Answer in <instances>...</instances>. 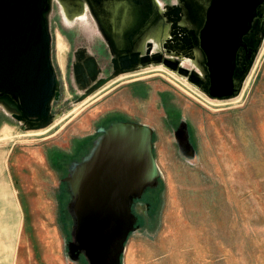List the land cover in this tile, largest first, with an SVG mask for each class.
I'll use <instances>...</instances> for the list:
<instances>
[{"label": "rangeland", "instance_id": "1", "mask_svg": "<svg viewBox=\"0 0 264 264\" xmlns=\"http://www.w3.org/2000/svg\"><path fill=\"white\" fill-rule=\"evenodd\" d=\"M49 22L61 91L51 127L30 128L0 103V149L14 147L11 155L19 160L14 172L32 187L36 212L32 242L22 245L24 264H89L84 255L69 256L71 193L62 179L90 152L102 134L99 128L117 121L154 129L162 172L159 185L133 205L139 227L128 238L123 264L168 262L171 237L183 236L192 237L193 245L206 238L216 248L222 244L216 242H225L226 248L234 247L236 264H264V39L241 92L217 99L160 62L107 77L91 72L94 42L102 38L84 0H52ZM145 27L140 46L154 50L168 25L158 18ZM195 55L178 59L205 74L202 55ZM47 194L51 218L41 210ZM49 229L60 231L59 243L49 237Z\"/></svg>", "mask_w": 264, "mask_h": 264}, {"label": "water", "instance_id": "2", "mask_svg": "<svg viewBox=\"0 0 264 264\" xmlns=\"http://www.w3.org/2000/svg\"><path fill=\"white\" fill-rule=\"evenodd\" d=\"M87 1L99 7L98 18V13L105 14L104 1L111 5L109 14L121 22L133 14L126 4L131 0ZM192 2L201 14L199 22H187L189 16L172 21L181 32L192 35L183 55L193 58L199 51L205 74L184 66L179 53L169 56L150 46L144 53L118 54L121 66L115 65L114 72L160 62L186 75L211 98L237 96L264 39V0ZM51 8L52 0H0V103L12 110L13 118L33 129L50 125L55 117L53 103L61 93L52 59ZM181 10L175 5L174 15ZM185 32L182 38L186 41L189 35ZM90 62L88 69L97 75L95 57ZM99 131L102 134L90 152L74 162L62 179L71 193L68 209L73 217L67 247L73 260L84 255L89 264H123L128 238L139 227L133 205L148 188L159 185L162 172L151 126L117 121Z\"/></svg>", "mask_w": 264, "mask_h": 264}, {"label": "crops", "instance_id": "3", "mask_svg": "<svg viewBox=\"0 0 264 264\" xmlns=\"http://www.w3.org/2000/svg\"><path fill=\"white\" fill-rule=\"evenodd\" d=\"M13 151L14 147L12 146L7 152L0 149V264H24L26 252L22 251V245L32 242L33 223L31 222V215L34 212L31 207L33 201L32 187H29L28 183L19 182L14 172V165H17L19 160L14 161L17 158L14 157L15 159H13L11 155ZM51 198L50 194L42 197V202H45L44 208L41 210L49 218L52 217L50 212ZM48 231L49 237L59 243L60 231L58 229H49ZM170 240L169 261L162 260L158 263V260L155 259L152 264H230L231 258L234 259V263L231 264H236L234 247L232 249L226 248L225 242L221 240L216 242V244L222 243L220 248H216L215 245L213 247L208 246V244H215L208 242V238L194 245L192 237H171ZM183 243L187 244L181 246ZM214 247L218 249L216 252H212ZM138 253L141 254L142 251H138Z\"/></svg>", "mask_w": 264, "mask_h": 264}, {"label": "flooded vegetation", "instance_id": "4", "mask_svg": "<svg viewBox=\"0 0 264 264\" xmlns=\"http://www.w3.org/2000/svg\"><path fill=\"white\" fill-rule=\"evenodd\" d=\"M85 5L93 19L94 25L99 31L101 40L94 42L96 49L92 50V54L97 61V67L95 68L98 75L105 77L114 72L115 65L120 69L121 61L118 59V54L130 53L137 50H142V53L146 52L147 47L141 48L140 35L146 30L147 23L150 25L158 18L165 19L168 25V34L158 48L154 51L162 50L165 55L172 56L171 53L183 54L187 51L188 42H192V35L188 31H182L181 29L173 26V21L177 19L178 22L185 16H189L191 20L199 22L201 14L197 10V7L192 4V0H131L126 1V4L132 7L133 14L128 17V20L120 21L112 17L109 13L112 10L109 1H104L103 9L105 14L98 13L99 7H91L87 0ZM175 5H180L182 10L178 16L174 15ZM170 7V8H168ZM104 27V28H103ZM191 27V25H190ZM105 30V33L103 30ZM184 32L189 35V40H183ZM121 35V38H118ZM188 53V52H187ZM93 71V68H91Z\"/></svg>", "mask_w": 264, "mask_h": 264}, {"label": "bare ground", "instance_id": "5", "mask_svg": "<svg viewBox=\"0 0 264 264\" xmlns=\"http://www.w3.org/2000/svg\"><path fill=\"white\" fill-rule=\"evenodd\" d=\"M253 71V70H252ZM247 83V82H246ZM245 88V87H244ZM245 92V91H244ZM49 129V128H48ZM48 129H44V131L48 130Z\"/></svg>", "mask_w": 264, "mask_h": 264}]
</instances>
